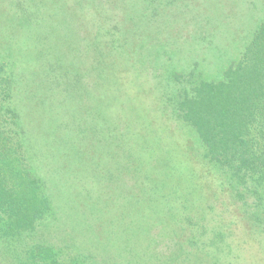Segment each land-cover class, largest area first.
<instances>
[{"label":"rangeland","instance_id":"rangeland-1","mask_svg":"<svg viewBox=\"0 0 264 264\" xmlns=\"http://www.w3.org/2000/svg\"><path fill=\"white\" fill-rule=\"evenodd\" d=\"M263 20L264 0H0V102L9 90L49 203L35 231L0 238V264H32L37 246L86 264H194L217 229L230 257L258 253V237L264 252V184L209 163L175 111L183 91L223 79ZM107 44L128 64L101 67L131 81L125 93L82 64ZM163 143L180 162L166 190L148 156Z\"/></svg>","mask_w":264,"mask_h":264},{"label":"trees","instance_id":"trees-1","mask_svg":"<svg viewBox=\"0 0 264 264\" xmlns=\"http://www.w3.org/2000/svg\"><path fill=\"white\" fill-rule=\"evenodd\" d=\"M56 8L61 11L60 4H56ZM62 28H57L58 33L64 31ZM85 45L92 49V44L86 42ZM111 46L107 44L95 54L82 55L85 57L82 64L90 68L89 74L94 76L93 81L99 80L103 74L107 75V81L112 85L115 83L119 87L122 86L121 89L125 93L132 85L131 81L122 82L124 78L121 79L120 73L106 72V68L101 67L103 64L109 66L116 61L118 65L114 68L118 66L119 70H122L128 64L126 57L116 59L119 57L115 52L116 47ZM70 47V45L59 46L61 50ZM117 47L121 49L120 45ZM81 53L80 51V55ZM78 64L81 65L80 60ZM222 76L223 79L220 81H201L190 88L189 92L183 91L175 111L177 116L195 131L204 147V158L209 163L219 165L241 180L250 178L262 185L264 184V20L244 49L240 61L228 66ZM118 78L119 81L116 80ZM6 88L8 89V85ZM10 96L8 90L0 102V238L4 239L35 231L37 224L49 209L48 200L43 196L42 185L27 168L20 123L10 106ZM108 125L110 124L105 126ZM107 129L112 130L113 127L109 126ZM107 137L106 140H110ZM148 156L150 159L154 156L156 162L165 167L163 174L166 179L163 185L166 190L169 186L167 180L174 178L172 174L179 170L180 162L174 159L173 150L168 143L156 144L151 155ZM206 232L209 235L204 238L209 239V242L201 243L187 253L188 260L194 264L200 262L228 264V261L231 264H263L260 256H264V252L257 243H261V238L258 237L256 242L258 253L249 249L247 255L238 258L230 257L231 248L224 247V235L221 231L207 230L204 234ZM241 240V245L236 244L238 256L247 242ZM33 250L30 251L31 255L29 254L32 264H86L75 257L61 260V255L50 246H37Z\"/></svg>","mask_w":264,"mask_h":264}]
</instances>
